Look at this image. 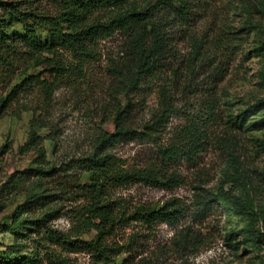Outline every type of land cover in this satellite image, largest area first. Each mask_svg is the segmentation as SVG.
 I'll use <instances>...</instances> for the list:
<instances>
[{
	"label": "rangeland",
	"instance_id": "374dc122",
	"mask_svg": "<svg viewBox=\"0 0 264 264\" xmlns=\"http://www.w3.org/2000/svg\"><path fill=\"white\" fill-rule=\"evenodd\" d=\"M154 1L136 0V4L143 10ZM246 1L255 6L251 19L241 13ZM262 1L210 0L192 5L193 21L187 28L162 29L167 43L161 60L164 71L138 89L118 84V77H128L140 23H133L128 31L101 35L83 56L60 51L64 69L58 81L45 65L30 68L29 61L15 73L41 75L50 89L34 86L12 100L11 87L19 81L0 82V104L8 100L0 108V252L13 244L4 224L37 179H25L14 188L7 182L14 174L22 176L41 166L54 168L42 183L45 195L53 198L38 213L51 214L49 227L53 237H59L57 241L38 237L45 246L40 247L41 264H264V241L254 242L243 233L237 249L225 237L229 229H242L251 221L264 235V151L257 146L258 140H264V130L235 139L241 173L225 186L257 216L205 215L201 204L204 191H218L228 180L223 140L227 117L264 98ZM36 6L51 16L58 12L47 0ZM117 12L100 11L94 19L105 24ZM119 110L129 128L140 133H147L146 127L155 129L152 139L124 141L112 150L120 166L128 171L160 169L167 176L183 178V183L162 188L134 182L112 189L108 200L117 222L104 236V247L111 249L106 260L88 246L97 237L99 221L88 213L91 194L82 187L83 169L76 161L92 152L100 134L114 131ZM36 122L41 127L39 147L28 145ZM191 122L205 131L206 151L195 164L162 162L160 148L173 143ZM169 201L177 202L183 212L176 223L147 225L132 217L140 207L158 208ZM181 235L190 240L184 243Z\"/></svg>",
	"mask_w": 264,
	"mask_h": 264
},
{
	"label": "trees",
	"instance_id": "16d2710c",
	"mask_svg": "<svg viewBox=\"0 0 264 264\" xmlns=\"http://www.w3.org/2000/svg\"><path fill=\"white\" fill-rule=\"evenodd\" d=\"M42 0H0V82L8 79L19 81L11 87L9 98L14 100L34 86L50 89L51 84L40 80L41 75H30L26 71L15 76L17 70L28 61L30 68L45 65L47 71L55 77L61 75L64 66L58 59L60 51H70L79 56L85 55L89 45L100 39L101 35H111L115 31H128L133 23L143 24L135 37L133 62L128 65V77L120 75L118 84H126L131 89H138L145 81L157 79L165 68L163 62L167 53V43L162 33L164 27L177 29L187 28L193 21L191 6L210 0H155L147 3L143 10L137 6L136 0H47L53 4L58 12L50 15L40 10L36 4ZM241 13L247 19L252 18L254 5L248 1L241 6ZM118 11L109 22H96L94 15L100 11ZM264 15V0L261 4ZM248 26H252L248 22ZM48 56V57H47ZM52 57V58H49ZM28 62V63H29ZM20 79V80H19ZM8 100H2L0 108ZM113 132H104L97 137L92 152L77 160V166L83 169L84 182L82 187L91 194V208L88 213L99 221L98 234L88 246L95 255L102 259H110L109 251L103 245L104 236L115 225L112 204L108 200L112 189L126 186L134 182H142L153 187H172L183 183V178L177 175L167 176L159 170L128 171L122 168L119 160L112 154V150L124 141L148 137L153 138L154 126L146 127L147 133H140L126 125L125 114L117 111ZM227 141L225 154L228 159V169L224 176L223 186L218 191H204L201 194V204L205 215L222 213L226 217H240L250 214L253 218L257 214L245 205L241 198L235 196V191L225 190V186L236 182L235 177L241 173L238 164L236 138L246 132L264 130V98L258 100L245 109L230 115L225 122ZM38 122L32 124L29 134V146L39 147L40 130ZM205 131L196 123L191 122L176 136V140L167 147L160 148V158L164 163H192L206 151L207 139ZM257 146L264 151V140H258ZM39 157L43 160L44 151L39 149ZM43 164V162H41ZM54 168L44 170L28 169L20 175L14 174L8 180L12 188L21 185L25 179L36 178L37 181L28 192L24 202L16 207L4 224V232L12 237V245L5 252H0V264H41L40 247L42 240L57 241L49 227L51 214L38 213L52 200V195H45L46 189L42 185L45 177L50 176ZM19 174V173H18ZM172 184V185H171ZM220 204V207H219ZM134 219L143 221L147 225L157 223L173 224L183 217V212L177 202L169 201L162 207H140L132 215ZM130 219V218H128ZM124 217L120 219L123 221ZM246 233L254 242L264 241V235L255 230L253 221L239 230L229 229L226 239L239 248L236 242L239 236ZM39 241L38 237L42 236ZM187 235H181V240L187 243ZM32 244L27 247L28 243ZM236 242V243H233ZM68 244V241H63ZM41 248H45L41 247ZM27 250V251H26Z\"/></svg>",
	"mask_w": 264,
	"mask_h": 264
}]
</instances>
